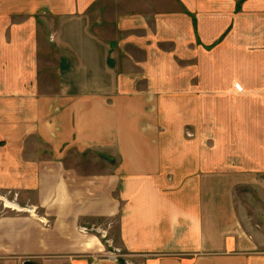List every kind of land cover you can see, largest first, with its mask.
I'll return each instance as SVG.
<instances>
[{"label":"crops","instance_id":"crops-1","mask_svg":"<svg viewBox=\"0 0 264 264\" xmlns=\"http://www.w3.org/2000/svg\"><path fill=\"white\" fill-rule=\"evenodd\" d=\"M174 1L0 0V264H264V0Z\"/></svg>","mask_w":264,"mask_h":264},{"label":"rangeland","instance_id":"rangeland-1","mask_svg":"<svg viewBox=\"0 0 264 264\" xmlns=\"http://www.w3.org/2000/svg\"><path fill=\"white\" fill-rule=\"evenodd\" d=\"M233 2L236 3V9L234 11V16H233V21L231 23V27L236 25V28L238 29L239 27L241 28H244V20L245 19H248L249 18V14L247 17H245V10H244V6H245V3H249V2H252V3H249V5L252 7V9H257V7H260L262 5V1L261 2H258V0H232ZM159 2V0H158ZM160 2H163V0H160ZM180 1L179 0H175L173 2V7L175 10L177 9H180ZM163 6V9H165V6ZM182 7V5H181ZM162 10V9H161ZM253 10V16H254V20L255 19H259L257 16V13ZM163 11V10H162ZM194 24L196 26V19L194 20ZM196 28V27H194ZM253 28H254V35L257 39V37L259 36L258 33H255L256 31H259L260 29H262L261 25H258L256 22H254V25H253ZM112 31V30H110ZM228 34V31H226L218 40L219 43H221L225 37L227 36ZM110 35L115 39V36L114 34L110 33ZM112 39V38H111ZM216 43V42H215ZM211 48V46L209 47ZM166 50H170L169 48L166 47ZM179 55V53H178ZM136 56L138 57L139 60H143V54H136ZM53 80L55 81V77H52ZM52 81V80H51ZM54 89L56 90V84H52ZM139 85V86H138ZM145 86L144 83H139L136 85V87H138L139 89H142L143 87ZM186 136H188L189 138L192 137L191 134H186ZM260 183V187L259 185H254L252 187H248L249 192L247 193H239L237 195V200H238V206L241 207V214L242 216H244L245 218V231L246 233L252 238L255 240V238L258 240V248L262 251H264V228H262V216H263V210H264V181H257ZM247 188V189H248ZM246 189V188H245ZM13 192H11L13 195H12V199L14 198H18V201L19 202H12V201H8L16 206H18L19 208H25L22 204H21V199H20V189L19 188H14L12 190ZM21 205L23 207H21ZM12 209V208H11ZM26 209V208H25ZM1 210V209H0ZM13 210H16V209H13ZM8 214L7 215H13L15 216V214H20L19 213V210H16L14 212H10V211H6ZM26 215V214H25ZM45 217V225H48V221L50 223V220L46 217ZM84 229H86L88 232L87 234H89V236H94L96 238H99V235L97 234L98 230H95V229H91L93 231H90L88 228H81L80 229V232L84 235L85 232H84ZM115 229L117 230V224L116 222L113 223V230H112V235H115L116 236V233H115ZM100 233H103V232H100ZM100 238L102 239L103 237L100 236ZM103 240V239H102ZM114 246V245H113ZM95 247V246H93ZM95 252H97L96 250H94V254ZM17 258H15V262L18 264V260H16ZM10 260V259H8ZM11 261V260H10ZM16 264V263H10V262H7V264ZM61 263L62 264H67V261L66 260H61ZM20 264V262H19ZM124 264H126L124 262Z\"/></svg>","mask_w":264,"mask_h":264},{"label":"bare ground","instance_id":"bare-ground-1","mask_svg":"<svg viewBox=\"0 0 264 264\" xmlns=\"http://www.w3.org/2000/svg\"><path fill=\"white\" fill-rule=\"evenodd\" d=\"M0 200H1V198H0ZM6 206H8L9 208H12V209L19 210V211L21 210L18 206L14 205V204H12V203H10L8 201L6 202Z\"/></svg>","mask_w":264,"mask_h":264},{"label":"built area","instance_id":"built-area-1","mask_svg":"<svg viewBox=\"0 0 264 264\" xmlns=\"http://www.w3.org/2000/svg\"><path fill=\"white\" fill-rule=\"evenodd\" d=\"M84 232H85V234H87V230L86 229H84ZM101 236L105 239L106 238V236H105V234H101Z\"/></svg>","mask_w":264,"mask_h":264}]
</instances>
